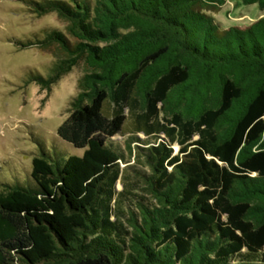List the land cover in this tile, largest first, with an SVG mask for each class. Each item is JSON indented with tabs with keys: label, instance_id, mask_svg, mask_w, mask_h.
Listing matches in <instances>:
<instances>
[{
	"label": "trees",
	"instance_id": "1",
	"mask_svg": "<svg viewBox=\"0 0 264 264\" xmlns=\"http://www.w3.org/2000/svg\"><path fill=\"white\" fill-rule=\"evenodd\" d=\"M24 2L66 23L14 40L63 54L27 81L49 91L86 66L61 142L36 136L27 174L0 171V264L264 263V17L222 27L225 0Z\"/></svg>",
	"mask_w": 264,
	"mask_h": 264
},
{
	"label": "rangeland",
	"instance_id": "2",
	"mask_svg": "<svg viewBox=\"0 0 264 264\" xmlns=\"http://www.w3.org/2000/svg\"><path fill=\"white\" fill-rule=\"evenodd\" d=\"M211 14L222 27H228L247 25L264 17V9L241 0H225ZM65 24L53 12L36 15L24 0H0V171L6 175L14 173L22 177L29 172L31 159L37 152L36 136H41L47 144L53 139L61 142L56 128L68 115L70 100L78 90L77 78L86 66L79 62L49 91L42 90L33 81H27L29 74H45L63 54L53 47L23 48L14 40L40 38L50 29L64 31ZM139 137L143 136L139 134ZM113 139L122 143L124 136L115 135ZM173 148L176 151L178 147L174 144ZM116 188H120L118 182Z\"/></svg>",
	"mask_w": 264,
	"mask_h": 264
}]
</instances>
